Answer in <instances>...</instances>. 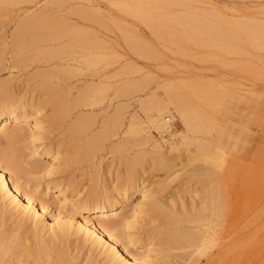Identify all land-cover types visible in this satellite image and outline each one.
Returning <instances> with one entry per match:
<instances>
[{"label":"rangeland","instance_id":"1","mask_svg":"<svg viewBox=\"0 0 264 264\" xmlns=\"http://www.w3.org/2000/svg\"><path fill=\"white\" fill-rule=\"evenodd\" d=\"M172 1L185 4L154 13L105 15L89 9L86 0H0V87L38 109L46 144H57L60 166L67 165L56 174L67 186L66 197L91 199L103 192L130 207L140 205L139 234L145 242H133L129 249L162 248V234L174 229L173 221L185 217L186 224L179 220L175 227L200 232L212 215V246L189 257L191 247L182 240L185 248L171 250L172 262L264 264V29H256L260 36L255 29L227 23L243 17L247 5L241 2ZM145 20L158 22L155 27ZM36 26L39 32L53 31V39L33 34ZM155 117L164 120L167 131L152 123ZM0 142V151L20 168L25 188L36 189L47 209L65 215L68 206L60 205L63 196H55L56 186L29 164L30 143ZM195 172L210 176L202 180ZM134 181L146 193L143 200L139 189L117 195ZM209 181L215 190L212 205L205 196ZM7 199L0 189L5 221L0 230L14 232L18 224L21 235L31 239L40 224L51 222L50 214L40 221ZM163 208L182 218L166 216ZM200 210L206 218L201 216L206 220L202 228L203 220L200 225L188 220L197 213L201 219ZM42 233L48 232L43 228ZM69 233L70 264L90 259L115 264L108 262L100 242L92 243L74 228ZM49 248L38 259L20 250L2 258L25 255V264L27 259L29 264H64L54 260L55 247Z\"/></svg>","mask_w":264,"mask_h":264},{"label":"bare ground","instance_id":"2","mask_svg":"<svg viewBox=\"0 0 264 264\" xmlns=\"http://www.w3.org/2000/svg\"><path fill=\"white\" fill-rule=\"evenodd\" d=\"M86 2H87V6L89 9H91L92 11L103 13L105 15H115V14H121V13L126 14V15L127 14H138L139 15V14H146V13H150V12L165 9V8L167 9L169 5L175 4V3L180 4V5L185 4L183 3L184 1L183 2L182 1L173 2L172 0H86ZM230 2H232L233 4H236L237 2L244 3L247 5V8H245L243 11L241 9V12L243 14L242 18L239 19L238 17L234 16V18L233 17L231 18L233 20H230L227 18L228 22L225 19V21L229 25H233V26L242 25L248 29V31L245 29L247 32H249V30L253 31L254 29H255L254 31H257L256 29L263 31L264 29V0H230ZM231 8H232L231 9L232 12L233 10L234 12L240 11L238 8L237 9L234 7H231ZM155 22H158V20ZM155 22L151 23L148 20V22L146 21V25L155 26L157 25ZM183 24L187 25L188 23H183ZM204 26L206 27V25ZM36 27H37L36 29L32 30L33 34L39 33L40 35V32H42L41 35L44 34V36L48 38L47 41L53 39L55 35L53 31L48 32L44 30L43 28H40V32H39L38 26ZM200 28H203V27L200 26ZM262 31L260 32L257 31L260 36L262 34ZM41 35L40 37L42 38L43 35L42 36ZM36 37L37 36H35V39ZM256 38H257V34H256ZM5 68H8V66H4V69ZM178 103L179 101L177 100V103L175 102V104L177 105ZM37 113H38V109L33 107L31 104H27L25 102L19 101L18 99H13L9 97L8 94H6V92L4 93L3 88L0 87V141L4 140L10 144L12 143V145L13 143L15 144L18 141H24V142L27 141L28 143H30L29 154H30V157H32L31 162L29 163L30 166L33 169H35V172H37V174L42 173L43 177L48 178L52 182V185L56 186L57 191H56L55 196L58 194L63 196L59 202H60V205L66 204L68 206V211L65 215H62L59 211L47 209L45 207L47 201L42 198L37 197L36 189L30 190L29 188L28 189L25 188L23 183L19 180L21 170L16 164V162L14 161V158H12V156L8 154V152L0 151V189L3 192L4 196L8 198L7 200H10V203H13L14 207L18 206L17 209H20V211H24L25 213H30L35 219H37L38 217H41V218H38L40 221L43 220L44 218L43 215L46 213L50 214V216L52 217L51 222L46 223V224H40L39 228H37L36 230L37 234L33 235L34 238L31 237V239H29L30 238L29 236L23 237L21 235L20 225L18 224L16 225V228L13 229L14 232L10 231L6 227L4 229L1 228L2 230H0V235L3 237L0 240V264H12V263L18 264L17 262H19L20 258L21 260H23L25 255H28L27 257H29V255H33L36 257V259H38L37 256L39 255V253H41L42 255V252L45 253L44 251H47V249L50 246L58 248V249L56 248L57 250L54 248V250L57 251V255L54 258L56 262L57 261L59 263L63 262L65 264L68 261L67 264H70L68 260L69 254H67L68 247H67L66 241H67L68 234H70L69 231L72 228H74L76 232L82 231L86 233L87 236L90 237V240L92 243L100 242L104 248V251L108 252L107 254L108 262H113L115 264H193V263L195 264L196 260L193 261V263L192 261H189V260H187L189 262H183L182 260L183 263H181L180 261L182 258H180V261L176 260L172 262L174 259H172L171 261L169 257L171 250H174V249L178 250L181 248H185L183 247L185 245H183L184 243L182 244V240L186 243L187 247L192 248V250L191 248L189 249L190 253H188L189 250L187 251L188 253L187 256L192 254V252L204 253L207 248L212 246L214 239H213V233H212L213 226L211 225L213 224L211 222L212 220H209L210 218H212L211 217L212 215L210 216L209 219H206L205 215L203 216L201 215L202 210H200V218L202 216V218H205L206 220H208L207 221L208 225H205V229H203L200 232L198 231L200 234L196 235V233L198 232L196 229L193 228V226H192L193 229H191V231H190V228L187 229L185 227V228H182L181 230V228H179L180 226L175 227V225L179 222V220H181L180 222L182 223V226L184 222L186 224L187 220H185V217H183L185 221H182L183 219L178 218V220H176V223L173 221L174 229L172 230L169 229V231L165 230L167 231L165 233L163 232L164 234H162V236H163L164 242L160 243L162 248H159V249L147 248L146 253H143L141 250L137 251V249H134V250L129 249L128 246L133 245V242L134 244H137V243L144 244L145 242V239L141 238V235L139 234L138 220H139V213L141 211L140 205L138 204L137 206L130 207L124 203H121L117 199V197L114 196V194H109V195L104 196L102 194L103 192L94 194L91 197V199L90 198L83 199L75 195L71 197H66L64 193L66 191L67 186L62 184L60 180L56 179V174L59 172H63L66 169L67 165L64 163L65 166L64 165L60 166L61 158H60L59 150L57 148V144L55 146H52V145L49 146L46 144V135L44 134V131L42 128V121L40 117L37 115ZM182 114L184 115V113L180 112L181 118L184 117ZM190 115L192 114H189V116ZM185 120H189V118ZM163 122L164 120L162 121L161 118H156V117L153 118L152 120V123L155 124L158 129H160L161 131H167V128L164 127ZM188 123L184 121L185 127H189L190 123L189 124ZM26 131L28 132V134H25ZM201 147H204V146L201 145ZM209 159L211 160V158ZM59 167H65V169L60 168L61 169L60 170ZM195 174L197 175L199 174L198 176L200 177L202 176L200 173H197V172H195ZM204 174L206 177L209 175L208 173L206 175V172ZM206 177H201V179L203 178L204 180H208L206 179ZM210 179L212 178L210 177ZM209 183L210 184H208L207 186L205 185L206 187L205 196L208 199L206 203L211 202L210 200H212L211 199L212 193L214 194V191H215L213 190L214 187H211L213 186V183L210 181ZM137 187L138 188H136V183L134 181V183H132L129 188L128 186L127 187L123 186L121 190L117 191V195H124V196L125 194L133 195V193L137 189H139L141 200H143L146 196V193L145 191H143L142 188H139V184L137 185ZM43 190L45 191L48 190V186L46 184L43 185ZM213 202L214 201H212L211 203L213 204ZM211 203L210 205H212ZM208 204H206L207 210L209 207L207 206ZM212 209L213 208H211V210ZM170 211L166 208H163V210H161V212L166 214V216L168 215L173 216L174 212H170ZM2 215H3V210L0 209V227L5 222L2 219ZM194 215L192 216L194 218H192L191 216H187V218L191 217V218H188V220L189 219L192 220V221L189 220L191 223L195 221L199 223V224H196L194 222L196 225H200L199 221L201 220H203L201 221V224H203L202 222L204 221L206 223L205 219H202V218L196 219L197 216L199 215L198 213H197V216L196 214ZM177 217L175 216V218ZM180 218H182V216H180ZM209 222H211V224H209ZM203 226L204 224L201 225L200 228H202ZM43 228H45L46 232H48L46 235L45 233H42ZM184 229H187V230L183 231ZM193 230L195 231L194 238H192L193 234H191ZM129 231L131 233H129ZM189 239H191L190 240L191 242H189ZM60 244L62 245L65 244V245L64 247H60ZM17 246H19V248ZM13 247H17L16 249H19L20 251L15 250ZM50 249L51 248H49L48 250ZM14 251L15 252L19 251L18 254H20V252L26 253V254L22 256L23 259L22 257L18 256L17 253H16L17 257H14V256L9 257L10 254H12V252L14 253ZM150 252L152 254H150ZM52 253L54 254V252ZM8 254L9 256H7V259L5 258V260H3L2 256L8 255ZM50 256H52V254ZM53 257L54 256H52V258ZM52 258L51 260H53ZM36 259H35V263H36ZM32 260L30 259V261ZM190 260H193V259L190 258ZM71 261L72 260L70 259V262ZM24 262L25 261L23 260V264H25ZM28 262L29 261L27 259L26 264H29ZM30 263L32 264L33 262H30ZM19 264H22V261L21 263L19 262ZM88 264H97V263H94L93 259H90V262Z\"/></svg>","mask_w":264,"mask_h":264}]
</instances>
